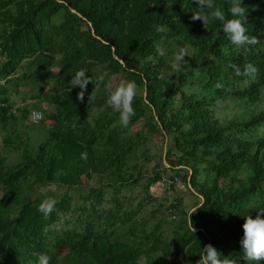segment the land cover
<instances>
[{"label":"trees","instance_id":"1","mask_svg":"<svg viewBox=\"0 0 264 264\" xmlns=\"http://www.w3.org/2000/svg\"><path fill=\"white\" fill-rule=\"evenodd\" d=\"M171 2L0 0V264H38L42 253L50 264H200L207 244L248 264L239 241L245 216L264 210V109L224 118L216 109L264 97V0H244L258 38L246 48L221 21L193 20L196 0ZM214 3L230 16V0ZM248 64L257 71L236 74ZM80 68L94 80L110 74L97 87L90 81L83 100L70 81ZM117 74L137 83L127 126L106 103ZM29 82L33 91L20 97L52 109L39 128L19 130L30 103L11 95ZM157 133L171 141L164 155ZM164 173L178 178L173 190L191 191L190 208L174 194L154 202ZM48 197L57 203L45 216L38 206Z\"/></svg>","mask_w":264,"mask_h":264},{"label":"clouds","instance_id":"2","mask_svg":"<svg viewBox=\"0 0 264 264\" xmlns=\"http://www.w3.org/2000/svg\"><path fill=\"white\" fill-rule=\"evenodd\" d=\"M199 5V11L193 13L192 19H200L206 26L213 19H217L222 22V31L227 35L233 45L239 48H246L248 45L258 42V38L249 34L248 30V6L244 0H230L228 12L230 16L226 15L225 11L217 7L214 0H196ZM171 0H168V4H172ZM158 52L161 56L165 54L163 48L158 47ZM185 52L180 49L176 52L174 60L171 63V68L176 71L182 70L185 62ZM233 67H235L233 65ZM57 68V67H55ZM236 74L254 73L257 68L248 64L241 72L240 68H235ZM108 72L98 73L95 80L88 75V71L85 68L78 69L74 75L71 76V88L79 87L80 92L78 96L81 100L84 99V94L87 91L88 84L92 81L97 87L99 83L106 81L109 78ZM137 94V83L134 80H130L126 83H120L114 87V89L108 93L106 103L116 112L120 114L121 123L124 126L129 124L132 116L135 115L133 107V101ZM19 105V102H18ZM27 119V117H26ZM25 119V123H28ZM86 155V154H82ZM166 161H164L165 163ZM168 166V163H165ZM57 201L53 197L44 199L39 204V211L45 216L50 215L56 206ZM193 208V213L198 207ZM190 213V214H191ZM191 230L194 231L192 221L189 220ZM243 235L239 241L242 246V258L248 262V264H259L264 259V210L257 212L255 216H245V222L242 225ZM51 257L47 253L40 254L38 258V264H50ZM200 264H239L238 259H232L228 256H224L217 248L212 244H207L201 247Z\"/></svg>","mask_w":264,"mask_h":264},{"label":"rangeland","instance_id":"3","mask_svg":"<svg viewBox=\"0 0 264 264\" xmlns=\"http://www.w3.org/2000/svg\"><path fill=\"white\" fill-rule=\"evenodd\" d=\"M1 59V57H0ZM20 69H18V71L16 72L17 74L20 73L19 71ZM53 71H57V68L53 67L52 69ZM120 83H125L123 77L120 75V74H117V75H113L111 76L110 78V85H118ZM36 85V82H29L27 85H22L20 88H19V94H13L11 95V98L13 99V101L16 103V102H26L27 103H30L29 104V107L32 109V108H36V109H40L41 111H47V110H51L52 109V105L50 103H48L46 100L44 101H39L38 99H35V100H30L29 98L27 99H24V98H21L20 95L25 94L27 95L29 92L33 91V86ZM51 89V85L49 86H45L44 90H48V89ZM30 100V101H28ZM20 102V103H21ZM38 104V105H37ZM37 105V106H35ZM41 107V108H40ZM260 109H264V97L256 104H253V105H249L248 107L246 105H244L241 101H225L223 102V104H221L216 110H217V115L220 116L221 118H224L225 115H228V116H233V114L235 113V115H241V116H248L250 113L255 112L256 110H260ZM240 118V116H238ZM25 122L23 121V123H20L19 125V130H22L23 127H25ZM29 124V123H26V125ZM40 125H34V124H29V129H33V128H39ZM137 126H135L136 128ZM24 129V128H23ZM258 132L259 133H264V124H262V126H260L258 128ZM2 134L3 132L0 131V152L4 154V150L3 149V146H2V141H1V138H2ZM43 134V131L41 133V135ZM153 140L156 144V146L161 150V152L163 153L164 155V152L166 151L167 149V146L168 145H171V141L169 140V138H165L164 136H162L160 133H157V134H154L153 135ZM10 153H8V161L11 162L13 160H15V156H16V152H11L9 151ZM165 161V160H164ZM96 177H94V179L92 180L93 181H96ZM53 188L56 189L55 186H53ZM135 188H136V185H135ZM134 187L129 189L128 191L130 193H135V189ZM57 190H60V188H57ZM153 190L154 191V195L156 196V200L154 202H163L164 201V196L159 188V185L156 187L154 186L153 187ZM108 195V194H107ZM174 195L175 197L177 196V198H179L180 200H182V205L185 209H188L190 208L193 203L196 201V198L192 195L191 191L182 186V185H178L177 188L174 190ZM165 202H167V200H165ZM76 204H79V202H74V206ZM193 209V208H192ZM191 209V210H192ZM157 217H161V215H158Z\"/></svg>","mask_w":264,"mask_h":264},{"label":"built area","instance_id":"4","mask_svg":"<svg viewBox=\"0 0 264 264\" xmlns=\"http://www.w3.org/2000/svg\"><path fill=\"white\" fill-rule=\"evenodd\" d=\"M1 82L3 83L4 80H2ZM3 104H4L3 102H0V105H3ZM42 116H43V112L40 109L32 108L28 111L26 120L28 123L36 124V123H39V121H41ZM177 181H178V178L176 176H172L171 174H168V173H164L160 178L159 188L163 196L169 198V201L167 200L168 203L172 201L174 197L173 185H175ZM168 212L170 213V210ZM168 217L172 219L175 217V215L171 213L169 214Z\"/></svg>","mask_w":264,"mask_h":264},{"label":"water","instance_id":"5","mask_svg":"<svg viewBox=\"0 0 264 264\" xmlns=\"http://www.w3.org/2000/svg\"><path fill=\"white\" fill-rule=\"evenodd\" d=\"M72 11H74L73 9H72ZM78 15H79V13H77ZM166 163V162H165ZM202 197V196H201Z\"/></svg>","mask_w":264,"mask_h":264}]
</instances>
